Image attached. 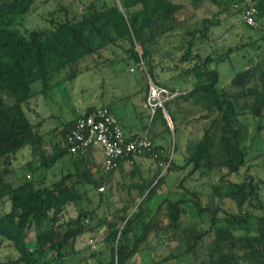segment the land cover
Instances as JSON below:
<instances>
[{"label":"trees","instance_id":"trees-1","mask_svg":"<svg viewBox=\"0 0 264 264\" xmlns=\"http://www.w3.org/2000/svg\"><path fill=\"white\" fill-rule=\"evenodd\" d=\"M50 1L0 0V246L12 252L0 256V264H131L138 252L153 251L151 238L177 245L154 264L183 258L197 264H264V178L248 169L252 142L264 130L263 45L258 39L226 45L227 36L216 38L213 31L234 15L247 29H263L264 0H253L257 25L244 18L247 0H81L82 5L57 0L59 13H51L50 27L27 28V16ZM208 4L216 10L209 12ZM248 46L259 52L257 59L251 57L220 86L221 73L211 65ZM171 68L178 72L175 80L190 81L191 87L165 102L173 127L161 107L152 119L148 108L149 120L142 124L144 131L149 128L153 149L139 156L153 159L156 168L147 174L135 162L139 156H123L104 171L97 148L71 151L69 136L78 117L95 105L78 116L73 110L51 129L45 118L30 113L37 93L109 69L118 82L108 104L101 99L118 117L115 103L134 95L146 102L148 77L167 87L159 77ZM179 99L194 105L185 115L199 112L205 121L182 164L155 143L185 125L173 107ZM248 117L256 122L255 133ZM22 150L29 152V161L14 165ZM59 165L61 172L51 181L46 174L34 178ZM171 171L182 175L153 207ZM233 174L241 177L232 179ZM106 188L120 198L113 211ZM85 234L89 245L78 248Z\"/></svg>","mask_w":264,"mask_h":264},{"label":"rangeland","instance_id":"rangeland-1","mask_svg":"<svg viewBox=\"0 0 264 264\" xmlns=\"http://www.w3.org/2000/svg\"><path fill=\"white\" fill-rule=\"evenodd\" d=\"M65 1H74V0H65ZM85 1V0H84ZM79 2L78 5H82L81 0H76ZM210 7V11L216 10L215 6L208 4ZM60 4L57 0H51L49 3L45 5H41L37 11L29 14L25 21V26L27 28H48L50 27L49 19L52 17L51 13L58 12L59 13ZM199 16H204L203 9L199 12ZM210 15V13H207ZM235 16V15H234ZM232 16L229 21L217 27L213 28L215 37L218 38L220 36H227L226 37V45H234L238 40H242L244 45H246V41L252 39H258V43L263 45V52H264V39L260 38L261 35H264V28L263 29H247L244 22H242V18L239 16ZM261 23H264V18L261 20ZM264 25V24H263ZM260 38V39H259ZM224 40H220L219 42L222 43ZM218 42V43H219ZM207 45H204L202 48V52L206 54L208 52ZM249 47V46H248ZM257 52L254 51L252 48H248L245 51H238L233 52L229 58L222 61L220 64L213 63L211 65L212 68H217L221 73V80L220 86H225L229 84L232 80L234 74L240 70H242L246 64H249L248 60L252 57V59H257ZM182 67V66H179ZM107 72V73H106ZM178 73V72H177ZM176 70L171 68V72H164L161 74L159 79L167 84V87H173L175 91H179V93L185 92L191 87L190 81H177L174 79V75L177 74ZM110 77H109V75ZM103 75L108 76L106 81V86L104 87L103 83ZM114 81H117L112 76V71L106 69L105 73L98 72L94 69V71L86 72L85 74L80 75L73 81H68L67 83H61L56 88H50L48 92L45 93H37V97L34 98L32 102V107L30 110L31 115L35 119H43L46 127L51 129L52 126L58 125L62 122V120L68 119L72 116V111L78 108H84V106L92 103H100L102 99H109L113 96V88L112 85ZM148 82V79L146 78ZM118 82V81H117ZM38 92L41 89V85L37 87ZM132 90V89H131ZM106 91V92H105ZM116 95L121 93V90L115 91ZM46 96V97H45ZM125 101V100H123ZM178 102L180 104H173V107L179 110V116L181 124L185 121V125L182 124L181 130H177V135H172L168 132H165L164 136L156 138L155 143H161L165 146L166 150L165 153L169 154V157L174 159V161L178 164H182L184 162V155L187 154V147L188 144L192 141L197 140L202 134L204 130V120L201 118V114L195 113L190 115H185V110L187 108H191L194 105L190 101H183L179 99ZM181 110V111H180ZM39 114V115H38ZM129 114H131L129 112ZM148 115V114H147ZM149 120L148 116L146 117L145 121ZM152 122V120H151ZM247 122L251 124L250 129L255 133V126L256 122L251 117L247 118ZM156 123L153 122L151 125H155ZM159 125H157L158 127ZM174 126L172 122V127ZM159 130L163 128V125L158 127ZM177 140L178 143V150L175 151L174 145ZM173 141V143H172ZM264 130L259 132L256 137L254 143L252 142V147L249 152V162H248V169L256 174L257 177L264 178V154L261 157H257L259 154L264 153ZM50 149V148H49ZM52 152V149L49 150ZM96 161L99 163L101 162V157L99 154H96ZM29 152L27 150H22L18 154V159L14 161V165L22 166L26 165L29 161ZM135 162L137 165L143 170L146 174L154 171L156 165L153 162V159L139 156L135 158ZM167 165V166H166ZM126 168H131V165H125ZM168 168V162L164 163L162 172H166ZM60 165L56 168H52L49 171H45V169L41 170L40 172H36L34 178L40 179L46 174V178L51 181L54 177L59 176ZM101 169V168H100ZM247 166L243 167L241 170V174L246 172ZM46 172V173H45ZM240 175H231L230 178L238 180ZM179 174L177 171H171L166 175V182L163 186L159 189V193L161 196L157 197L153 202L152 205L155 207L160 199H162L165 194L174 186V182L178 179ZM192 184L194 182H191ZM106 195L108 196L109 201V211H113L115 207L120 206V198L117 192H111L107 188L104 189ZM264 192V190H263ZM112 193V194H111ZM110 195V196H109ZM71 215L74 216L75 212L72 211ZM166 221L169 219L165 218ZM102 230L100 229L99 232ZM100 233L98 234V236ZM31 238H34V233L31 232ZM90 235L85 234L82 236L78 243V248H86L89 245ZM151 245H154L153 251L150 252L151 248L144 249L141 252H138L135 256H133L131 260V264H154L153 261H159L164 256L168 255L171 252L176 251L177 245L175 243H171L168 245L167 243H160L159 240L151 238L150 241ZM157 240V241H156ZM98 241V240H97ZM99 241L96 247H99ZM12 252L5 247L4 244L0 246V256H6L11 254ZM94 260H92V263ZM159 264H197L192 258H183L181 260H170L168 262H162Z\"/></svg>","mask_w":264,"mask_h":264},{"label":"built area","instance_id":"built-area-1","mask_svg":"<svg viewBox=\"0 0 264 264\" xmlns=\"http://www.w3.org/2000/svg\"><path fill=\"white\" fill-rule=\"evenodd\" d=\"M245 20L247 23L257 25V8L253 0H247ZM149 78V90L146 105L150 110L151 119L159 107L172 126V119L165 107V102L179 94L166 86L156 84ZM71 151L84 152L93 147L101 150L103 155L102 169L112 170L119 164L123 156H139L153 149V140L149 130H145L134 138L129 137L115 113L107 106H98L90 112L78 117L69 136ZM167 166V165H166Z\"/></svg>","mask_w":264,"mask_h":264},{"label":"crops","instance_id":"crops-1","mask_svg":"<svg viewBox=\"0 0 264 264\" xmlns=\"http://www.w3.org/2000/svg\"><path fill=\"white\" fill-rule=\"evenodd\" d=\"M110 99L111 98L109 99L106 98L104 102L108 104ZM104 102L101 99L100 103L88 104L84 106V108L82 109L78 108L75 110L76 116L84 113L89 106H94V105L95 107L103 106L105 105ZM113 108L114 111L118 114L121 124L124 127L125 132L129 137L140 135L144 131V125L142 124V122L143 123L146 122L145 119L149 115V111L143 96L134 95L132 98H128L125 101H120L115 103ZM129 112L131 114H129ZM94 151L98 152L99 155L100 154L102 155L100 149L97 148Z\"/></svg>","mask_w":264,"mask_h":264}]
</instances>
